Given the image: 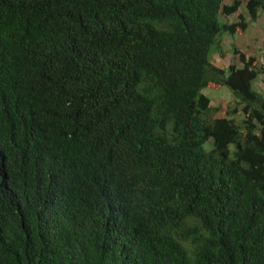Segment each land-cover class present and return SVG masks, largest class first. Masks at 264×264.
<instances>
[{"label": "trees", "instance_id": "obj_1", "mask_svg": "<svg viewBox=\"0 0 264 264\" xmlns=\"http://www.w3.org/2000/svg\"><path fill=\"white\" fill-rule=\"evenodd\" d=\"M225 1L0 0V264H264V57L210 62L264 0Z\"/></svg>", "mask_w": 264, "mask_h": 264}, {"label": "rangeland", "instance_id": "obj_2", "mask_svg": "<svg viewBox=\"0 0 264 264\" xmlns=\"http://www.w3.org/2000/svg\"><path fill=\"white\" fill-rule=\"evenodd\" d=\"M229 2L230 0H226V3ZM240 11H241L240 13L242 14L243 13L242 10ZM236 17L237 16L224 17L223 19H221V22L225 24H231L235 22ZM219 43L222 52L224 53V57L221 58L217 54H214L210 57V62H212L213 65H216L223 69H226L228 66L232 64L233 49L243 51L245 50V48L253 46L254 49L257 47V51L264 50V13L260 14L259 21L249 25V27L246 30V34L244 36H240V34L238 33L233 36H229L228 34H225L219 40ZM254 90L264 93V83L263 82L259 83L258 81L255 82ZM202 94L206 96L209 100H211V104L214 107H221L229 111L235 107V103L233 102V99L226 88H217V87L206 88L202 91ZM230 150L233 151L234 146H230Z\"/></svg>", "mask_w": 264, "mask_h": 264}, {"label": "crops", "instance_id": "obj_3", "mask_svg": "<svg viewBox=\"0 0 264 264\" xmlns=\"http://www.w3.org/2000/svg\"><path fill=\"white\" fill-rule=\"evenodd\" d=\"M229 3H230V2H229ZM229 3H226V2H225L226 5H229ZM241 10H242L243 13L241 14V13H240L241 11H239V13H240L241 15L245 16V12H244V9H242V7H241ZM259 17H260V15H259ZM257 21H259V18H258ZM257 21H256V22H257ZM256 22H255V23H256ZM248 27H249V26H248ZM245 34H246V32H245Z\"/></svg>", "mask_w": 264, "mask_h": 264}, {"label": "built area", "instance_id": "obj_4", "mask_svg": "<svg viewBox=\"0 0 264 264\" xmlns=\"http://www.w3.org/2000/svg\"><path fill=\"white\" fill-rule=\"evenodd\" d=\"M261 54L263 55V57H264V50L263 51H261Z\"/></svg>", "mask_w": 264, "mask_h": 264}, {"label": "clouds", "instance_id": "obj_5", "mask_svg": "<svg viewBox=\"0 0 264 264\" xmlns=\"http://www.w3.org/2000/svg\"><path fill=\"white\" fill-rule=\"evenodd\" d=\"M226 2V1H225ZM233 16H236V15H233ZM225 17V16H224ZM231 17V16H230ZM221 19H223V18H221ZM236 19V18H235ZM236 21V20H235ZM234 23V22H233ZM232 24V23H231Z\"/></svg>", "mask_w": 264, "mask_h": 264}]
</instances>
